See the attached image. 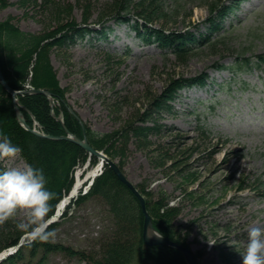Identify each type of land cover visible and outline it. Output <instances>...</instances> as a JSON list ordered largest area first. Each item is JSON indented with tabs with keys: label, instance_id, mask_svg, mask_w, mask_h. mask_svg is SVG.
<instances>
[{
	"label": "rangeland",
	"instance_id": "rangeland-1",
	"mask_svg": "<svg viewBox=\"0 0 264 264\" xmlns=\"http://www.w3.org/2000/svg\"><path fill=\"white\" fill-rule=\"evenodd\" d=\"M115 1L6 0L0 21L11 19L21 31L34 34L84 21L97 24L92 28L99 30L98 21L110 17L113 12L107 7ZM229 1L233 0L223 2ZM159 2L161 12L177 16L160 18L157 26L167 32L204 31L211 0ZM109 24L106 38L98 39L93 32L50 51L68 105L94 134H112L136 123L170 82L206 73V87H185L175 94L168 103L171 111L157 118L159 131L147 140H120L117 148L125 158L114 162L121 164L123 175L145 202L164 204L163 214L178 239L196 254L198 264H242L249 229L264 227V70L242 76L239 80L248 84L243 89L239 81L229 87L230 74L212 67L264 53V0H242L224 20L226 47L215 53L201 48L186 61L142 43L130 26ZM220 83L226 85L219 88ZM50 161L55 188L64 179L69 155ZM23 165L20 157L0 159V171ZM93 170L91 165L75 168L71 188L78 174L83 173V180ZM23 219V212H18L0 225L2 245L25 235L17 228ZM112 221L104 202L89 198L58 221L52 229L56 237L48 242L97 255L100 243L115 232ZM76 258L52 253L46 264H88Z\"/></svg>",
	"mask_w": 264,
	"mask_h": 264
},
{
	"label": "trees",
	"instance_id": "trees-1",
	"mask_svg": "<svg viewBox=\"0 0 264 264\" xmlns=\"http://www.w3.org/2000/svg\"><path fill=\"white\" fill-rule=\"evenodd\" d=\"M107 7L110 17L100 19V29L89 28L90 23L84 21L79 26L73 23L60 24L54 29L42 33H29L21 31L11 19L0 21V68L7 85L14 91L43 90L48 92L53 99L54 107H51L48 97L43 94L25 93L17 97L21 105V112L30 128L37 124V129L44 135L52 137L66 136V132L82 139L85 137L88 143L96 150L103 151L111 160L120 158L124 161V152L118 151L117 144L128 137L147 140L153 131H159L157 118L164 110L171 111L168 103L172 101L178 90L190 86H204L206 74L202 73L193 78H181L170 82L163 92L150 102L148 110L141 114L136 123L112 134L96 135L86 125L81 124L77 114L69 112L70 106L66 101L65 89L61 88L56 73L50 62L51 50L68 47L76 37H85L93 32L98 39L106 38L109 26L106 20H114L118 25L127 24L135 35L146 44H156L162 50L171 51L178 60H187L196 55V49L203 46L208 50L217 52V48L226 47V36H220L221 19L232 12L234 6H225L222 0H211L209 5V18L206 20V33L193 32H166L165 28H155L153 25L158 19H170L177 13H163L162 4L158 0H117ZM135 4V12L132 5ZM7 6L6 0H0V10ZM142 8V9H141ZM115 9V11H113ZM107 15V16H108ZM106 17V16H103ZM215 35V36H214ZM215 37V38H214ZM237 59L235 67L229 69L233 75L240 71L241 66L259 67L264 64V54H260L251 60ZM249 63V64H248ZM253 63V64H252ZM252 64V65H250ZM213 68L222 70L225 67L215 63ZM226 69V68H225ZM28 86V88H27ZM60 118L62 123L57 121ZM151 124V126H149ZM204 134V130L201 129ZM7 136L12 143L22 149L20 157L24 163H30L36 168L42 169L47 180V189L54 192L56 197L51 201L52 216L56 205L62 197L71 189L73 172L75 168L82 167L89 160L90 165L97 163L94 157L80 147L66 140H48L32 134L21 127L15 118V111L11 96L0 86V137ZM69 155V162L64 171V179L54 188V167L50 158L56 155ZM122 171L121 164H118ZM143 192V188L139 189ZM89 198H99L108 207V211L115 225V232L104 239L99 245L97 255H88L85 252L49 242H28L17 250L14 255L7 257L0 264H46L47 256L59 253L88 264H186L182 254L166 246L147 247L142 243L143 215L140 205L131 191L120 183L113 172L104 166L102 174L97 177L85 196H79L73 201V206H78ZM146 209L152 219L153 228L163 237L185 245L178 239V235L171 226L170 218L163 214L164 204L161 201L145 202ZM70 206L63 215L66 217ZM162 211V212H161ZM162 218V219H161ZM165 221H162V220ZM58 224H52L49 230ZM127 229V230H126ZM22 234L10 239L5 244L0 243V252L14 247L19 243Z\"/></svg>",
	"mask_w": 264,
	"mask_h": 264
},
{
	"label": "clouds",
	"instance_id": "clouds-1",
	"mask_svg": "<svg viewBox=\"0 0 264 264\" xmlns=\"http://www.w3.org/2000/svg\"><path fill=\"white\" fill-rule=\"evenodd\" d=\"M22 149L7 136L0 137V159H17ZM42 169L25 162L22 167L0 171V225L23 212L24 219L17 224L29 242H48L56 232L49 230L52 218L51 201L56 194L47 189ZM242 264H264V227H252L241 258Z\"/></svg>",
	"mask_w": 264,
	"mask_h": 264
},
{
	"label": "water",
	"instance_id": "water-1",
	"mask_svg": "<svg viewBox=\"0 0 264 264\" xmlns=\"http://www.w3.org/2000/svg\"><path fill=\"white\" fill-rule=\"evenodd\" d=\"M0 85L8 94L11 95L13 105H14L16 121L25 130L30 131L32 134H34L36 136L43 137V138L48 139V140H66V141L72 142L76 146H78L81 149H83L84 151H86L89 155L100 159L101 160V165H100L101 167L103 166V164H106L112 170V172L114 173L116 178L134 194V196L137 198V200L140 204V208H141V211H142L143 216H144L142 240H143V243L145 245H147V246L164 245V246H168V247L177 249L178 251H180L185 256L187 264H196L194 259H193L191 252L188 249H186L185 247H182L181 245H178L174 242H171V241L166 240L164 238H161L159 236L157 238H154V239L148 237L147 229L149 227H151V220H150L149 215L147 214V211L145 208V201H144L143 197L137 192V190L134 188V186L125 178V176L119 170L117 165L113 161L109 160L108 157L104 153L94 150L87 143L85 138L80 140V139H77L75 137H71L70 135H68L66 137H52L49 135H42L39 132H37L36 130L29 128V126L26 124V121L24 119L23 114L21 113V111L19 109L18 101L16 98H17V96L22 95L24 93H35V94H43L45 96H49V94L47 92L41 91V90L40 91L39 90H30V91H26V92L14 91L7 85V83L3 77V74L1 72V69H0Z\"/></svg>",
	"mask_w": 264,
	"mask_h": 264
},
{
	"label": "bare ground",
	"instance_id": "bare-ground-1",
	"mask_svg": "<svg viewBox=\"0 0 264 264\" xmlns=\"http://www.w3.org/2000/svg\"><path fill=\"white\" fill-rule=\"evenodd\" d=\"M97 170H98V169L96 168V170L92 171V172L88 175L87 179L90 180L91 177H93V175L95 174V172H96ZM80 180H81V179H78V178H77L76 182L79 184ZM78 184L75 185V187H74L73 190L71 191L70 196L76 197V196L78 195L79 190H80V189L78 188V187H80ZM77 185H78V186H77ZM67 202H68V197H67V200H65L63 203H67ZM61 209H62V204L58 207V211L60 212ZM147 235H148L150 238H157L156 234L151 230L150 227H149L148 230H147Z\"/></svg>",
	"mask_w": 264,
	"mask_h": 264
}]
</instances>
